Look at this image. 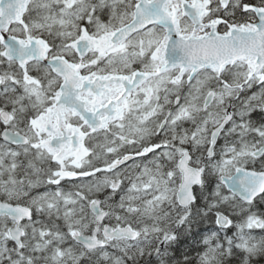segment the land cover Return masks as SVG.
Here are the masks:
<instances>
[{
  "label": "snow or ice",
  "instance_id": "snow-or-ice-1",
  "mask_svg": "<svg viewBox=\"0 0 264 264\" xmlns=\"http://www.w3.org/2000/svg\"><path fill=\"white\" fill-rule=\"evenodd\" d=\"M0 264H264V0H0Z\"/></svg>",
  "mask_w": 264,
  "mask_h": 264
}]
</instances>
